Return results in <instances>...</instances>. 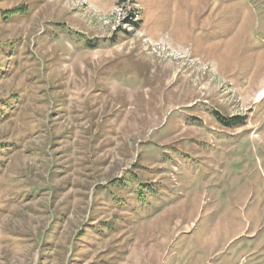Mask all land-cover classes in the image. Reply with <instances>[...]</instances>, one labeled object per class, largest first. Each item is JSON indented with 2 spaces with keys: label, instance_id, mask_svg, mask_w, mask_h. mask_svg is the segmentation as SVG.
<instances>
[{
  "label": "rangeland",
  "instance_id": "374dc122",
  "mask_svg": "<svg viewBox=\"0 0 264 264\" xmlns=\"http://www.w3.org/2000/svg\"><path fill=\"white\" fill-rule=\"evenodd\" d=\"M0 264H264V0H0Z\"/></svg>",
  "mask_w": 264,
  "mask_h": 264
},
{
  "label": "crops",
  "instance_id": "0c3cea01",
  "mask_svg": "<svg viewBox=\"0 0 264 264\" xmlns=\"http://www.w3.org/2000/svg\"><path fill=\"white\" fill-rule=\"evenodd\" d=\"M124 176V174H123ZM125 179L122 176L113 178L110 181H107L106 183H99L96 186V192L97 195L99 196L97 198V200L101 201H105L106 204H108V206L110 207V209H112V212H114L116 214V216L110 218V219H106V220H101L98 223H92L89 224L88 228L91 229L92 227H100V225H102L101 228L105 227L108 224H111L112 222L116 221V223H118V220L121 219V217H125L124 212L125 209L124 208H119L117 206H115V203L113 200L118 196V195H122L121 200L124 201L126 198H132L133 194H134V190L130 191L127 190V185L130 184H126L125 183ZM129 183H131V181H127ZM119 184L121 186H123L124 188H116L115 186ZM119 210V211H117ZM96 224V225H93ZM115 251V250H114ZM115 255L116 257V251L114 253H112ZM127 253L124 255V257H121L122 259L119 261V263L122 261H124L126 259ZM114 257V258H115Z\"/></svg>",
  "mask_w": 264,
  "mask_h": 264
},
{
  "label": "trees",
  "instance_id": "16d2710c",
  "mask_svg": "<svg viewBox=\"0 0 264 264\" xmlns=\"http://www.w3.org/2000/svg\"><path fill=\"white\" fill-rule=\"evenodd\" d=\"M3 74H5V73H3ZM16 98H18V96L16 95ZM216 117H217V119H220L221 120V122L224 124V125H226V126H231V125H233L234 127H238L239 125H240V123H242V122H240L241 121V117L240 116H237V117H234L233 119L231 118V119H229V120H231V121H225L226 119H224L223 117H221L219 114H216L215 115ZM12 148H14V146H11V147H8V148H6L4 151H10Z\"/></svg>",
  "mask_w": 264,
  "mask_h": 264
},
{
  "label": "bare ground",
  "instance_id": "6f19581e",
  "mask_svg": "<svg viewBox=\"0 0 264 264\" xmlns=\"http://www.w3.org/2000/svg\"><path fill=\"white\" fill-rule=\"evenodd\" d=\"M260 96H262V95H260Z\"/></svg>",
  "mask_w": 264,
  "mask_h": 264
}]
</instances>
